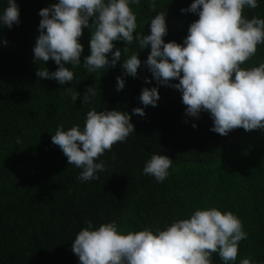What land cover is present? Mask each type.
Segmentation results:
<instances>
[{
	"label": "trees",
	"instance_id": "1",
	"mask_svg": "<svg viewBox=\"0 0 264 264\" xmlns=\"http://www.w3.org/2000/svg\"><path fill=\"white\" fill-rule=\"evenodd\" d=\"M54 2L16 0L19 23L0 27V264H79L71 241L86 222L96 227L114 219L118 229L126 231L163 228L203 206L230 210L240 218L248 238L240 242L235 264L244 257L264 264V129L246 132L237 127L221 136L210 130L212 120L206 111L187 116L180 92L164 85L158 86L155 107L141 105L137 99L141 89L157 85L143 64L150 46L139 50L135 40L125 45L128 52H122L121 59L138 51L141 66L135 78L122 76L125 86L120 91L115 83L122 75V61L95 73L77 66L72 69L73 81L65 85L37 77V70L57 68L51 59L34 62L32 52L39 35L38 11ZM191 2L154 0L155 11L166 10L165 42L181 43L198 18L180 11ZM4 6L0 0V8ZM132 10L135 31L148 34L155 15L149 0H141ZM242 14L264 18V0ZM89 39V29L82 27L81 64L89 54ZM113 44L114 50L124 47L123 41ZM261 61L264 43L242 67ZM93 85L97 95L91 104L82 105L79 95L72 102L63 89L71 86L83 94L86 86ZM91 107L128 112L134 133L100 157L106 170L97 174L98 179L80 182L76 179L80 169L68 165L59 147L51 143V135L57 125L83 126ZM134 107H143L144 116L132 115ZM17 138L21 143H16ZM153 153L173 160L162 183L142 174L144 161ZM212 261L222 264L215 253Z\"/></svg>",
	"mask_w": 264,
	"mask_h": 264
},
{
	"label": "clouds",
	"instance_id": "2",
	"mask_svg": "<svg viewBox=\"0 0 264 264\" xmlns=\"http://www.w3.org/2000/svg\"><path fill=\"white\" fill-rule=\"evenodd\" d=\"M140 3L141 0H55L41 8L33 59L43 63L51 59L57 68L52 72L46 68L37 70L36 76L65 85L73 81L72 69L77 66L95 73L115 68L117 61H122V75L116 77L115 83V90L120 91L125 86L122 76L135 78L141 66L138 51L121 59V53L128 52L125 45L135 40L139 50L150 46L143 64L157 85L141 89L137 98L141 105L155 107L158 86L164 85L180 92L187 116L198 117L206 111L212 120L210 130L221 136L237 127L246 132L264 129V61L242 67L256 54L257 45L264 43V18L242 14L245 8H256L258 0H192L180 11L194 13L198 18L190 23L181 43L164 41L166 10L155 11L154 0H149L155 15L148 23V34L136 32L132 6ZM4 5L0 8V27L11 28L19 23V8L16 0H4ZM82 27L89 29L90 39L89 54L81 64ZM113 41H123V49L114 50ZM144 83H149L148 77H144ZM63 89L72 102L79 95L82 105L91 104L97 95L95 85L86 86L83 94L71 86ZM131 113L140 117L145 114L143 107H134ZM130 120L126 111L91 107L83 126L57 125L51 143L59 147L68 165L80 169L78 181H93L106 170L105 161L100 159L105 151H111L117 142L124 143L134 133ZM16 143H21L19 138ZM172 161L166 155L153 153L144 161L142 174L162 183L170 174ZM247 238L234 212L203 206L163 228L145 226L126 231L118 229L114 219L96 227L86 222L71 241V251L79 264H213V253L222 264H235L239 244ZM239 264L258 262L244 257Z\"/></svg>",
	"mask_w": 264,
	"mask_h": 264
}]
</instances>
